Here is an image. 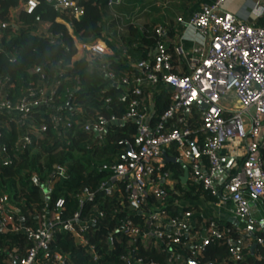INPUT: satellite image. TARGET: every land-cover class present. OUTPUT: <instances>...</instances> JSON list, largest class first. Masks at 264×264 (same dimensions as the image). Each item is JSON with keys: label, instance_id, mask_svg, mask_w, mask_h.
Instances as JSON below:
<instances>
[{"label": "built area", "instance_id": "2783aa9c", "mask_svg": "<svg viewBox=\"0 0 264 264\" xmlns=\"http://www.w3.org/2000/svg\"><path fill=\"white\" fill-rule=\"evenodd\" d=\"M47 1L54 3L57 9L71 11L76 18L83 14L77 0ZM122 1L109 0V4L113 6ZM227 2L203 3L187 21L178 17L180 23H186L187 28L194 31L195 53L191 57L176 46L174 50L178 57L175 59L169 47L170 44L177 45V39H169L168 29L158 26L156 33L160 39L147 57L134 60L122 51L124 58L131 62L132 71L119 74L107 63L93 66L92 70L104 76L110 86L121 89L118 101L125 103L127 110L122 117L97 113L87 118L81 128L101 140L112 124L136 121L138 132L133 135L134 141H120L126 149L121 161L103 164L102 168L110 171V177L101 181L97 188L85 187L78 193L81 203H94L85 215L78 209L71 217L64 218V199H59L54 212L45 207L46 214L36 227L22 223L9 226L10 215L16 206L8 193L0 194V229L22 232L34 243L24 258H20L18 248H14L10 264H64L67 255L59 251L50 254V245L58 231L69 233L94 261H100L103 254L88 234L99 217L106 214V210L99 207L100 201L96 202L98 192L103 197L117 196L130 210L105 237L108 248H115L118 236L126 235L130 239H141L145 248L167 256L164 263L149 259L138 254L136 245L120 256L121 264H229L201 260L206 247L216 241L228 245L229 262L238 264L245 260L252 245L242 246L232 230L221 228L216 221L209 222L202 239L192 233L193 211L181 205L171 172L163 170L165 150L171 147L178 151L177 160L189 167L190 182L202 185L217 197L222 194L221 186L216 182L222 166V152L229 150L234 159L226 186L232 191L236 216L246 222L243 231L248 235L256 234V228L262 226L255 242L264 244V219H255L251 209L253 199L260 200L264 206V24H250L240 19L227 9ZM38 4L39 0H27L21 7L30 13ZM255 8L264 13L259 4ZM9 25V22L0 21V33ZM79 47L99 58L105 57L110 50L101 40L80 42ZM179 67H184V72L180 73ZM46 77L42 73L41 83L29 89L16 104L3 93L6 78L0 79V110L10 111L22 125L32 120L35 131H46L48 124H36L31 112L36 107L49 106L62 82L61 79L49 82ZM162 88L170 90L172 102L161 119L152 124V99ZM193 93H196L195 98ZM105 101L109 105L112 98ZM60 109L51 111L50 117L59 137L67 139L65 129H72L80 120L73 121L61 114ZM73 112L82 113V108L78 106ZM195 119L199 120L197 124ZM28 125L16 143L19 150H25L33 143L32 125ZM199 131L204 136L200 142ZM195 142L197 155L194 154ZM0 150L3 162L10 164L12 159L6 145ZM67 176V168L56 165L54 176L47 183L41 184L37 174L32 179L41 184L44 195L49 198L54 184ZM151 197L156 200L152 204ZM169 205L178 206L179 215L167 213L165 208ZM118 212L116 209L115 213ZM136 212L145 214L143 224L130 216ZM40 252L44 253L42 257Z\"/></svg>", "mask_w": 264, "mask_h": 264}, {"label": "trees", "instance_id": "16d2710c", "mask_svg": "<svg viewBox=\"0 0 264 264\" xmlns=\"http://www.w3.org/2000/svg\"><path fill=\"white\" fill-rule=\"evenodd\" d=\"M26 1L0 0V21L10 23L0 33V79L6 78L3 93L16 104L29 89L41 83L42 73L49 82L54 79H61L62 82L49 106L36 107L31 112L36 124H48L44 132L35 131L36 126L32 120L22 125L10 111L0 110V147L6 145L12 159L10 164H5L0 150V194L8 193L16 206V210L10 215L9 226L22 223L36 227L46 214L45 207L48 206L54 212L59 199H64V218L71 217L78 209H82L83 215L88 213L94 203H81L78 193L85 187L97 188L101 181L110 177V171L103 169V164L121 161L126 149L125 144L120 141H134L133 135L138 132L136 121L112 124L101 140L90 136L81 128L87 118L94 117L97 113L122 117L127 110L126 104L118 101L121 89L110 86L104 76L92 70L93 66L107 63L119 74L132 71L131 62L124 58L122 51L125 50L134 60L147 57L160 39L156 28L166 27L168 38L171 39L175 36L173 15L177 11L185 12L189 4L194 5L200 0H178L172 4L165 2L160 6L157 5V0H123L113 6L109 4V0H77L78 5L83 8V14L79 18L74 17L69 10L57 9L54 3L47 0H39L35 10L29 13L21 7ZM139 2L151 5L144 8L147 22L143 26L134 21ZM153 11L161 13L155 17L152 15ZM92 40L108 44L110 50L105 57L91 56L79 47L80 42ZM169 49L176 59L178 55L171 45ZM178 69L180 73L184 72V67ZM108 97L112 98L109 105L105 101ZM69 100L70 106L66 107ZM152 101L151 123L155 124L172 102L170 90L162 88L154 94ZM78 106L82 108V113L76 114L73 111ZM58 108H61V114L71 117L73 121L80 120L72 129H65L67 139L59 137L57 127L50 117L51 111ZM195 120L197 124L199 120ZM28 124L32 125L30 134L33 143L27 145L25 150H19L16 143L20 134L29 127ZM199 132L200 142L204 136L202 131ZM177 156L178 151L174 147L166 149V157L170 161L165 162L163 170L171 172V178L176 180L175 191L178 192V198L198 199L204 194L215 199L217 196L214 197L200 184L190 182L188 186H183L181 177L184 167L178 160H173ZM56 165L65 166L68 176L54 184L52 193L47 198L41 184L47 183L54 176ZM34 174L39 176L41 184L33 181ZM98 201L99 207L106 210V214L99 217L98 223L88 234L103 254L100 261H94L85 248L65 231L56 232L50 245L51 255L56 251L67 255L64 264H121L120 256L137 245L139 255L165 262V254L145 248L139 238L130 239L126 235H120L116 247L108 248L105 237L117 227L122 218L128 216L130 210L128 204L122 203L117 196L103 197L98 192L96 202ZM155 201L154 197L150 198V204ZM116 209H119L117 214ZM165 209L171 216L180 213L178 206L169 205ZM130 216L143 224L145 214L136 212L130 213ZM1 220L0 218V224ZM233 234L235 238H240L239 233ZM33 245V241L22 232L0 229V264H10L15 254L14 248H18L20 258L26 257L27 250ZM228 253V245L216 241L206 247L201 260L211 259L233 264L229 262ZM247 254L245 260L238 264H264V244H257L255 251ZM43 255L40 252L39 256Z\"/></svg>", "mask_w": 264, "mask_h": 264}, {"label": "crops", "instance_id": "0c3cea01", "mask_svg": "<svg viewBox=\"0 0 264 264\" xmlns=\"http://www.w3.org/2000/svg\"><path fill=\"white\" fill-rule=\"evenodd\" d=\"M170 3L172 4V0ZM178 1V0H175ZM212 0H200L194 5H190L187 7L185 12H177L173 15V19L175 24V36L171 38V40L177 39V45L170 44L173 49L176 50V46L180 49L184 50V53L187 57H191L194 55V46L195 41L192 40L194 35V31L191 28H187V24L184 22H179L178 17L182 16L187 21L192 14L199 10L203 3L211 2ZM166 2V1H165ZM259 2V3H258ZM169 3V2H168ZM259 4L264 9V0H228L227 9L232 13L236 14L240 19L247 21L250 24H264V13H261V10L255 8V5ZM160 5V3H158ZM168 22V21H167ZM184 60V58H183ZM196 149H197V142ZM234 158L231 157L228 149H225L222 152V166L221 170L218 174V179L216 180L217 184L221 186L222 194L219 197H215V199H210L204 194L200 195L198 199H183L181 200L182 206L190 207V210L193 211L192 218V233L202 239L205 236L206 229H208L209 222L211 220L216 221L221 228L230 229L232 232H236L240 234V238H237V242L243 245H252V251L254 252L257 243L256 235L260 233L262 230V226L257 227L256 234L248 235L243 229L246 227V222L241 221L235 213V205L231 198V189L226 186L227 177L229 175V167H231ZM165 162L170 161L168 157H166V150L164 154ZM176 161V160H175ZM179 162V160H178ZM184 167V164L181 163ZM184 175V172L182 176ZM172 182V181H171ZM173 182L176 183V180L173 179ZM172 182V183H173ZM184 187L188 186L190 183L189 178L187 181H182ZM176 185V184H175ZM252 215L255 219L261 220L264 219V206L260 200H252L251 204ZM259 229L261 230L259 232ZM256 244V247L253 248V245Z\"/></svg>", "mask_w": 264, "mask_h": 264}, {"label": "rangeland", "instance_id": "374dc122", "mask_svg": "<svg viewBox=\"0 0 264 264\" xmlns=\"http://www.w3.org/2000/svg\"><path fill=\"white\" fill-rule=\"evenodd\" d=\"M165 1H166V4L168 3V2H171V1H169V0H157V5H158V3H160V5H162L163 3H165ZM173 1V0H172ZM175 1V0H174ZM139 5V7H138V9L135 11L136 13H137V18L136 19H134V21H136V24H138L139 26H143L144 25V23L145 22H147V15H146V9H144V8H146V7H150L151 5H148V6H146L145 5V3H142V2H139L138 3ZM169 4V3H168ZM159 5V6H160ZM144 12V13H143ZM178 12V11H177ZM176 12V13H177ZM161 12H156V11H153L152 12V15L153 16H158L159 14H160ZM140 14V15H139ZM122 24V23H121ZM122 26H124V23L122 24Z\"/></svg>", "mask_w": 264, "mask_h": 264}, {"label": "water", "instance_id": "95a60500", "mask_svg": "<svg viewBox=\"0 0 264 264\" xmlns=\"http://www.w3.org/2000/svg\"><path fill=\"white\" fill-rule=\"evenodd\" d=\"M66 107H69L70 106V100L67 102V104L65 105ZM253 110H255V109H253ZM117 123H122L121 121H118ZM195 155H197L198 154V150L196 149V146H195V153H194ZM174 161L175 160H177V159H173ZM180 163H181V161H179ZM188 177H189V167L188 166H184V175L181 177V179H182V181H187V179H188ZM256 247V244H254L253 245V248H255Z\"/></svg>", "mask_w": 264, "mask_h": 264}, {"label": "snow or ice", "instance_id": "6c2138e0", "mask_svg": "<svg viewBox=\"0 0 264 264\" xmlns=\"http://www.w3.org/2000/svg\"><path fill=\"white\" fill-rule=\"evenodd\" d=\"M201 22H203V21H201ZM192 95H193V98H195V96H196V93H193Z\"/></svg>", "mask_w": 264, "mask_h": 264}]
</instances>
